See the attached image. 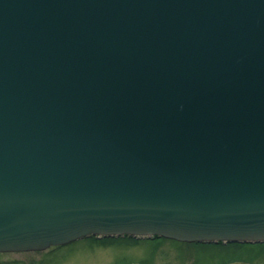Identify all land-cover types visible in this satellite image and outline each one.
<instances>
[{
  "label": "water",
  "instance_id": "1",
  "mask_svg": "<svg viewBox=\"0 0 264 264\" xmlns=\"http://www.w3.org/2000/svg\"><path fill=\"white\" fill-rule=\"evenodd\" d=\"M88 236L264 243V0H0V252Z\"/></svg>",
  "mask_w": 264,
  "mask_h": 264
},
{
  "label": "rangeland",
  "instance_id": "2",
  "mask_svg": "<svg viewBox=\"0 0 264 264\" xmlns=\"http://www.w3.org/2000/svg\"><path fill=\"white\" fill-rule=\"evenodd\" d=\"M238 244L197 245L158 237H89L59 250L62 252L53 264H230L250 258L252 262L245 263L264 264V245ZM44 255L32 251L0 254V262L18 260L19 264H27Z\"/></svg>",
  "mask_w": 264,
  "mask_h": 264
},
{
  "label": "flooded vegetation",
  "instance_id": "3",
  "mask_svg": "<svg viewBox=\"0 0 264 264\" xmlns=\"http://www.w3.org/2000/svg\"><path fill=\"white\" fill-rule=\"evenodd\" d=\"M70 245V244H69ZM68 245H65V246H56V247H49L45 250H41V251H32L34 253H44L45 255L43 257H39L37 260L35 261H32V262H29L27 264H53V262H55V259L59 256V254L62 252V251H59V250H62L63 248L67 247ZM56 251H59L57 253H55ZM28 252H31V251H28ZM26 252H7V253H0V254H24ZM0 264H5V263H2L0 262ZM7 264H19L18 260H13V261H8ZM21 264H23L21 262Z\"/></svg>",
  "mask_w": 264,
  "mask_h": 264
},
{
  "label": "trees",
  "instance_id": "4",
  "mask_svg": "<svg viewBox=\"0 0 264 264\" xmlns=\"http://www.w3.org/2000/svg\"><path fill=\"white\" fill-rule=\"evenodd\" d=\"M125 238V237H124ZM132 239V238H131ZM135 240V239H134ZM137 240V239H136ZM194 244H197V245H201V244H204V245H209V244H215V245H219L220 243H209V244H206V243H194ZM236 244H238V243H228L227 245H236ZM239 244H241L242 246H244V245H251V244H248V243H239ZM238 244V245H239ZM254 245H257V246H263L264 245V243H255ZM243 261H245V262H252V260H251V258L249 259V260H243Z\"/></svg>",
  "mask_w": 264,
  "mask_h": 264
}]
</instances>
